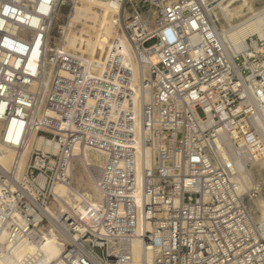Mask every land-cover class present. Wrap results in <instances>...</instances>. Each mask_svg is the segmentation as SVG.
Wrapping results in <instances>:
<instances>
[{"label":"built area","instance_id":"2783aa9c","mask_svg":"<svg viewBox=\"0 0 264 264\" xmlns=\"http://www.w3.org/2000/svg\"><path fill=\"white\" fill-rule=\"evenodd\" d=\"M63 1L76 0H0V154L13 152L0 163V259L40 245L39 228L55 223L62 252L51 264L128 263L136 238L150 264H264L250 206L264 184L241 194L224 157L262 143L264 41L229 50L214 0H117L120 35L97 71L61 45ZM87 146L107 154L100 203L48 213Z\"/></svg>","mask_w":264,"mask_h":264},{"label":"bare ground","instance_id":"6f19581e","mask_svg":"<svg viewBox=\"0 0 264 264\" xmlns=\"http://www.w3.org/2000/svg\"><path fill=\"white\" fill-rule=\"evenodd\" d=\"M214 1L216 4L212 8V13L217 17L220 34L229 50L234 53L242 52L245 47L244 41L250 36L256 35L257 39L264 41V0ZM138 4L141 6L140 2ZM241 6L251 11L243 13ZM122 12L123 3L117 0H76L72 8L69 2L63 1L56 18V25L65 26L61 45L66 50L80 53L86 61L96 63V69L100 71L111 39L120 35L119 27L114 24V20ZM146 20L149 29H155L159 24L156 18ZM53 41L57 43L58 39L53 38ZM123 43L124 51L130 53L126 40H123ZM260 48L264 51V45ZM259 125L261 144L250 145L252 151L248 153L236 150L232 146L224 153V157L232 162L234 179L241 194L249 195L254 190L259 191L264 184V122L261 121ZM35 142L37 146L51 148L50 143L39 138H36ZM257 146L259 152L256 150ZM75 154L73 170L76 173L73 174V184L59 185L55 200L48 208V213L54 216L59 212L66 213L71 208L83 209L86 203L93 205L100 203L95 180L107 154L100 148L88 146L77 148ZM12 157L11 150L3 151L0 154V163L8 168ZM250 206L256 219L264 224V197L260 195L250 197ZM15 218L20 224L26 223L25 217L21 214L15 215ZM38 233L42 237L40 245L30 243L15 248L0 259V264H51L57 260L62 252V239L56 224L40 227ZM5 238L6 233H3L1 241ZM132 252V260L123 264H150L152 256H145L140 238L133 240Z\"/></svg>","mask_w":264,"mask_h":264},{"label":"rangeland","instance_id":"374dc122","mask_svg":"<svg viewBox=\"0 0 264 264\" xmlns=\"http://www.w3.org/2000/svg\"><path fill=\"white\" fill-rule=\"evenodd\" d=\"M241 9H242L243 13H244V12H245V13H248V12L251 11L249 8H246V7H244V6H243V7L241 6ZM246 9H247V10H246ZM247 11H248V12H247ZM216 18H217V17H216ZM221 24H222V23H221ZM74 173H76V172L74 171ZM92 176H93V175H92ZM90 178L93 179V177H91V176H90ZM73 180H74V179H73Z\"/></svg>","mask_w":264,"mask_h":264}]
</instances>
